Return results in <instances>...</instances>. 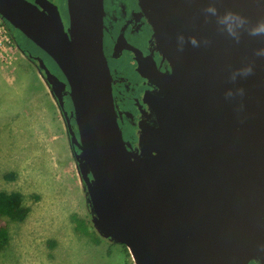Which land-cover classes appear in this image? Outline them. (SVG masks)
I'll return each mask as SVG.
<instances>
[{
	"label": "water",
	"instance_id": "1",
	"mask_svg": "<svg viewBox=\"0 0 264 264\" xmlns=\"http://www.w3.org/2000/svg\"><path fill=\"white\" fill-rule=\"evenodd\" d=\"M141 2L154 15L158 35L166 30L190 63L196 96H185L173 69L164 75L165 91L149 99L155 117L142 125V153L132 149L118 121L103 48L104 0H67V29L59 12L49 10L45 18L28 0H0V14L66 78L28 51L64 112L105 236L125 244L136 264H264V57L255 56L264 41L245 36L236 44L218 33L204 20L209 0ZM217 7L258 11L250 0H218ZM180 33L210 43H186L181 52ZM251 61L253 74L233 84L231 71ZM237 87L244 96L226 98Z\"/></svg>",
	"mask_w": 264,
	"mask_h": 264
},
{
	"label": "rangeland",
	"instance_id": "2",
	"mask_svg": "<svg viewBox=\"0 0 264 264\" xmlns=\"http://www.w3.org/2000/svg\"><path fill=\"white\" fill-rule=\"evenodd\" d=\"M13 38L10 56L0 54V190L20 191L29 213L23 221L5 218L0 264H136L129 248L128 257L98 229L58 100ZM31 51L59 71L41 48Z\"/></svg>",
	"mask_w": 264,
	"mask_h": 264
},
{
	"label": "flooded vegetation",
	"instance_id": "3",
	"mask_svg": "<svg viewBox=\"0 0 264 264\" xmlns=\"http://www.w3.org/2000/svg\"><path fill=\"white\" fill-rule=\"evenodd\" d=\"M28 1L42 10L45 18L49 10H53V14L59 12L65 28L69 27L67 0ZM103 18V48L111 71L119 125L132 149L142 153L140 141L142 125L153 123L155 117L149 99L165 91L162 80L164 75L172 71V68L160 35L144 10L141 0H104ZM6 24L21 50L37 61L29 55L28 51H31V45L40 47L21 31L16 33L11 23L6 22ZM33 55L37 56L34 53ZM51 71L66 81L60 70L56 72L51 69ZM68 91L69 85L67 84L64 98L66 109L69 111L73 108V104ZM71 120L77 130L75 119ZM115 242L122 248L126 246ZM252 263L259 264L255 260L249 264Z\"/></svg>",
	"mask_w": 264,
	"mask_h": 264
},
{
	"label": "clouds",
	"instance_id": "4",
	"mask_svg": "<svg viewBox=\"0 0 264 264\" xmlns=\"http://www.w3.org/2000/svg\"><path fill=\"white\" fill-rule=\"evenodd\" d=\"M218 0H209L207 5L202 9L205 22L210 20L214 22L216 30L222 35H226L236 44H240L242 39L246 36L249 38H259L264 41V2L262 0H250V3L258 9L255 14H250L245 10L225 9L221 11L217 7ZM191 44L193 47H200L201 43L207 46L210 41L204 38L202 41L198 40L196 36H189L187 39L183 33L177 36V49L183 51L185 44ZM256 57H264V44L255 50ZM254 61L246 63L244 66L231 71L229 79L235 84L238 77H248L254 72ZM244 88L237 87L234 90L229 89L225 96L226 98H235L237 96H244ZM242 108L243 105L241 104ZM264 250V245H261Z\"/></svg>",
	"mask_w": 264,
	"mask_h": 264
},
{
	"label": "trees",
	"instance_id": "5",
	"mask_svg": "<svg viewBox=\"0 0 264 264\" xmlns=\"http://www.w3.org/2000/svg\"><path fill=\"white\" fill-rule=\"evenodd\" d=\"M5 21L8 22L7 20ZM71 143L76 151L75 144L72 141ZM10 177H14V175L11 174ZM28 213L29 206L24 203L23 194L20 191L0 190V247L9 240V230L5 218L12 221H23L28 216ZM76 221L78 229L84 232L88 231L85 220L76 219ZM125 248L126 255L129 257L127 247L125 246Z\"/></svg>",
	"mask_w": 264,
	"mask_h": 264
},
{
	"label": "bare ground",
	"instance_id": "6",
	"mask_svg": "<svg viewBox=\"0 0 264 264\" xmlns=\"http://www.w3.org/2000/svg\"><path fill=\"white\" fill-rule=\"evenodd\" d=\"M144 10L146 11L147 15L153 22V24L158 27V24L155 20L154 15L149 10L148 6L141 2ZM160 39L163 42L165 53L169 59L171 68L176 72V78L175 81L179 85L182 92L185 94L186 97H188L190 100L195 101V91L193 88V85L189 79V75L191 72V65L182 54H179L175 49V43L170 38L169 33L164 30L163 33L160 35Z\"/></svg>",
	"mask_w": 264,
	"mask_h": 264
},
{
	"label": "built area",
	"instance_id": "7",
	"mask_svg": "<svg viewBox=\"0 0 264 264\" xmlns=\"http://www.w3.org/2000/svg\"><path fill=\"white\" fill-rule=\"evenodd\" d=\"M13 36L8 28L5 19L0 14V54H6L7 57L10 56L13 47ZM134 259V258H133ZM135 260V259H134Z\"/></svg>",
	"mask_w": 264,
	"mask_h": 264
}]
</instances>
